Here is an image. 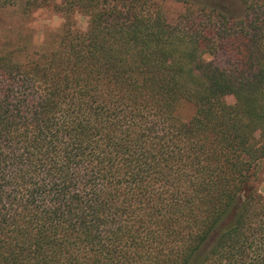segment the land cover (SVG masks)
Masks as SVG:
<instances>
[{
	"label": "trees",
	"instance_id": "1",
	"mask_svg": "<svg viewBox=\"0 0 264 264\" xmlns=\"http://www.w3.org/2000/svg\"><path fill=\"white\" fill-rule=\"evenodd\" d=\"M242 2L75 0L85 30L0 45V264H264V0Z\"/></svg>",
	"mask_w": 264,
	"mask_h": 264
},
{
	"label": "rangeland",
	"instance_id": "2",
	"mask_svg": "<svg viewBox=\"0 0 264 264\" xmlns=\"http://www.w3.org/2000/svg\"><path fill=\"white\" fill-rule=\"evenodd\" d=\"M44 5L34 6L26 0H18L13 5L0 8V45L12 46L16 43L35 47L52 46L57 41L65 14L74 27L85 30L88 17L79 8H74L75 0H43ZM111 3L112 0H99V4ZM146 8L160 10L169 19L179 14H226L239 18L247 14L242 0H147ZM217 60L221 64L231 63L228 54L220 53ZM228 103L234 102L232 95L225 97ZM192 109L189 104L180 106V114L186 119ZM254 182L264 196V159L256 166Z\"/></svg>",
	"mask_w": 264,
	"mask_h": 264
}]
</instances>
